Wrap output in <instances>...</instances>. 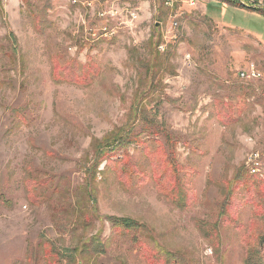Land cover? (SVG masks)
Returning <instances> with one entry per match:
<instances>
[{
    "label": "rangeland",
    "instance_id": "374dc122",
    "mask_svg": "<svg viewBox=\"0 0 264 264\" xmlns=\"http://www.w3.org/2000/svg\"><path fill=\"white\" fill-rule=\"evenodd\" d=\"M87 1L0 0V264H144L132 237L177 264H243L249 224L264 234V4ZM72 62L87 82L53 79ZM157 148L191 207L155 189ZM125 219L139 230L114 232Z\"/></svg>",
    "mask_w": 264,
    "mask_h": 264
},
{
    "label": "trees",
    "instance_id": "16d2710c",
    "mask_svg": "<svg viewBox=\"0 0 264 264\" xmlns=\"http://www.w3.org/2000/svg\"><path fill=\"white\" fill-rule=\"evenodd\" d=\"M233 3V2H231ZM76 63L72 62L69 65L67 64L63 68H59L58 66H54V72L53 79L58 81L64 80L68 82L78 83V84H84L87 82L88 77H82V75L77 76L76 71ZM59 71H62L61 73H58ZM219 119L223 122H226L228 118L230 117V107L225 105H220L215 107ZM224 109H228V112L226 114L224 113ZM117 145L121 146V141H115ZM118 148L114 149L112 152L117 151ZM150 162H152V172H151V178L154 182L155 189L159 192L160 195H162L167 202H170L174 207L178 208L179 210H183L185 208L191 207L195 204L194 197L190 191L187 189L185 190L184 187L181 184L180 179L178 178L177 172L175 167L172 166V164H167L164 162V156L162 153L158 151V148L154 150L152 153H148ZM129 162L126 158V160H122L116 163L118 170L117 173H119V176L124 178L125 180V186L128 187L127 189L131 188V179L130 176L132 174H135L133 172H128V170L131 168L129 167ZM179 179V180H178ZM247 191L245 193V201L247 203H250L252 205V198H258L260 197V194H256L258 191V187L256 183L247 177L244 179V182ZM254 188V189H253ZM234 202V200H231ZM35 202H38L35 198ZM257 203V202H256ZM233 205V203H232ZM237 206H240V204H237ZM258 206V205H256ZM255 207V206H254ZM252 206V210L254 211V214L258 217L259 213L261 212V209L255 208ZM264 213V211H263ZM224 215V218L226 215L232 220L234 218V211L232 209H228V211L222 214ZM227 221V220H225ZM253 225L254 221L249 224L247 232L244 235L243 239V246H244V260L243 264H264V234L259 236H254L253 234ZM114 232L118 231L119 234H123V231L126 233L129 231H134L138 229V225L130 220H116V224L113 225ZM237 228L241 229V226L237 224ZM139 230V229H138ZM137 230V231H138ZM256 228L254 229V231ZM204 236V231H202ZM217 239L216 234H214V240L215 243ZM132 241L134 246L138 249L140 260L144 264H177L175 262H169L166 261L159 252L156 250L149 248L145 245H143L140 241H138V238L132 237ZM257 242V247L255 248L253 245Z\"/></svg>",
    "mask_w": 264,
    "mask_h": 264
},
{
    "label": "built area",
    "instance_id": "2783aa9c",
    "mask_svg": "<svg viewBox=\"0 0 264 264\" xmlns=\"http://www.w3.org/2000/svg\"><path fill=\"white\" fill-rule=\"evenodd\" d=\"M112 3L117 4V3H121L123 0H110ZM233 2H235L236 4H238L241 7H245V8H254V9H260L261 6L264 4V0H231ZM71 4L72 5H80L82 7H90V3L87 0H71ZM191 5H193V3H191ZM124 12H127L126 10ZM132 13V12H130ZM131 18L134 17V14H129ZM134 19V18H133ZM238 78L241 81L244 82H251V81H255L258 79V73L254 67L253 64L248 65V67L246 69L240 70L238 72ZM258 165V163L252 164L251 165V172L252 173H257L258 169L256 168V166Z\"/></svg>",
    "mask_w": 264,
    "mask_h": 264
}]
</instances>
